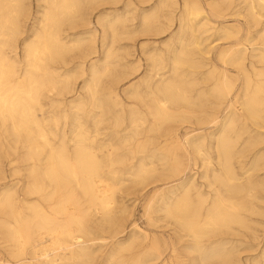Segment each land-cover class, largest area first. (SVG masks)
I'll use <instances>...</instances> for the list:
<instances>
[{
  "label": "rangeland",
  "instance_id": "obj_1",
  "mask_svg": "<svg viewBox=\"0 0 264 264\" xmlns=\"http://www.w3.org/2000/svg\"><path fill=\"white\" fill-rule=\"evenodd\" d=\"M90 1L92 0H81V17L74 25L70 26L71 28L63 26V37H67L65 41L75 40L76 37L82 40L83 44L81 43L78 48H72L73 50L70 47L68 49L70 52L67 51L65 55L63 54L61 59L56 58L49 63L50 67L56 70L54 80L58 86L55 91L42 94V111L37 110L36 116L41 121L42 128L54 147H59L64 143L69 154H72L73 143L76 141L74 137L82 134L86 139L85 143L96 148L98 153L95 152V154L101 166L100 173L112 186L111 217L108 220H105L106 217H101V214L89 205L87 199L83 198L74 184H70V190L65 191L73 192L78 203L75 206L77 209L75 213L84 217L86 235L82 237V245L86 256H83V259H78L79 262L78 260L70 261L65 257L60 261H52L51 258L50 263H45L40 253H33L31 248L25 249L21 257L14 253L15 244L8 240L2 226L3 223L9 221V218L6 212L0 208V264H127L128 262V264H181V262L182 264H201L202 253L194 248L185 231L182 232L181 228L177 225L174 226L175 221L165 214V206L180 197L186 190L194 201H196L197 195H201L205 199L206 205L214 201L216 197H227L224 195L223 188L214 181V176L224 175L215 143L224 120L233 113L238 116V121L230 129L231 131L225 129L224 132L235 145L233 146V160L230 164L236 178L235 183L242 188V193L238 194L239 197L238 195L231 197L238 203L240 202L239 204L243 207L242 211L237 212L242 223L229 224L225 228L223 227L224 229L221 227L201 241L207 250L215 248V252L221 256L209 259L206 264H264V216H262L264 215V189H262L264 188V115L259 120L257 118L252 122V118L247 113L245 114L240 106L245 87L243 78H248L250 91H253L260 83H264V75L261 73L264 72V62H262L264 59L261 57L264 56L262 55L264 54V36L262 35L264 34L258 35L264 33L262 32L264 31V8H262L264 4L261 1L256 2V0H114L115 2L93 0V4ZM259 5L261 9H257ZM45 6L43 0L24 1V15L20 18V33L10 43V47L5 48V52L12 59L17 57V61H20L21 64L23 62V46L32 39L37 31ZM193 6L200 9L198 15H192L191 8ZM163 16L164 18H162ZM144 17L148 18L146 24L141 23ZM157 19L158 21H156ZM97 22H100L101 26L96 25ZM110 25L113 26L110 28ZM111 29L113 33L109 31ZM189 30L191 31L189 32ZM84 34L87 36L86 38L83 36ZM228 36L230 37L228 38ZM90 43L95 45L92 46ZM178 45L181 50L183 48L187 52L189 51L187 61L190 67L182 65L177 71H174L173 60L179 51L181 52ZM196 45L204 51L202 52ZM227 50H238L242 53L241 70L243 72H240V68L236 65L232 67L233 64L231 66L227 60L221 62L218 57L219 53ZM148 57L150 58L148 59ZM225 64L226 66H224ZM228 65L229 67H227ZM90 66L96 67L97 75L100 76L97 88H93L95 83H93L89 71ZM151 66L152 69H150ZM103 70H108L109 73L107 71L103 74ZM223 75L234 87L228 95L221 98L218 97L215 90L211 91V88H215L221 83ZM185 77L188 79L186 80ZM215 79L219 81L217 82ZM170 80L182 83L189 91L191 102L194 101V104L192 106H186L183 103L177 106L168 105L172 111L173 119L166 124L163 123L160 128L155 125L153 118L148 115V111L153 106L152 93L155 92L156 84L161 87L162 84ZM88 87L93 88L95 92L93 98H91ZM212 92L214 94H211ZM78 102H81V107L74 108ZM99 107L101 111L98 110ZM131 107H134L133 110ZM136 118L139 121L132 123V120ZM92 123H94V129ZM0 125V128L2 127L0 129V201L9 193L12 194L15 208L22 219L30 217L29 208L38 204L51 218L57 222H64L66 216L57 215L52 209L60 199L59 196L54 197L51 201H45L46 196L52 191L48 181L41 180L45 187L42 198L27 193L26 188L31 182L29 170L32 163L26 159L27 142H25V137L28 132L33 137L36 133L35 129L23 131L16 137L10 131L9 123ZM24 132L26 133L24 134ZM161 138L163 139L161 140ZM37 140V138L33 139L35 145L43 147V143ZM191 142L193 144L200 142L198 144L199 148L201 147L199 155L191 147ZM45 153L48 154L46 148L39 156L42 164L41 169L44 168L43 160L47 157ZM176 159L179 161L176 162ZM256 163L257 165H255ZM177 165H181V167ZM200 166L202 167L200 168ZM152 170L155 173H152ZM142 173L144 175L141 176ZM171 174L173 175L171 176ZM192 176L193 178L190 179ZM68 209L74 211L73 207ZM153 246L157 249L154 250Z\"/></svg>",
  "mask_w": 264,
  "mask_h": 264
},
{
  "label": "bare ground",
  "instance_id": "obj_2",
  "mask_svg": "<svg viewBox=\"0 0 264 264\" xmlns=\"http://www.w3.org/2000/svg\"><path fill=\"white\" fill-rule=\"evenodd\" d=\"M24 1L25 0H0V124L3 125L5 123H9L10 124V131H12L13 135H15L16 137H18L21 132L23 133V131H28L31 128L35 129L36 133H35V135L33 137H31V133L30 132H28L26 134V137H25V140H26L25 142H27V147H26V149H27V158L26 159H27L28 162L32 163L31 166H30V170H29V176L31 178V182L28 184V187L26 188L27 191H28L27 193H28V195H35V196L38 195L40 198H42V194L45 191V187H44V185H43L41 180L48 181V184L51 186L52 191H51V193L48 196H46L45 201H51L54 197L59 196L60 199L57 201L56 204H54L52 209L57 215L66 216V220L64 222H62V223L61 222H57L55 219L51 218L50 215L47 212H45L38 204L32 205L31 207L29 206L30 207L29 209H30V212H31V216L28 217V218L22 219L20 214L17 212V210L15 208V201L13 199L12 194L8 193L0 201V208H2L6 212L8 218H9V221L3 223L2 226H3V228H4L5 232H6V236H7L8 240L10 242H12L13 244H15L14 253L17 256L21 257V255L24 254V250L25 249L31 248L33 253H35V252H39L40 253V256L42 257V259H44L45 263H50L51 262L50 261L51 258L53 259L52 261H60L61 258H65V257L70 259V261L71 260H78V259H81L83 256H86V251H85V249L83 248V245H82L83 244L82 237L86 235V232H85V229H84V217H83V215L75 213L77 211L75 206L78 203H77V201L75 199V196H74L73 192L69 191L70 190L69 186H70V184L73 183L74 186L76 187V189H78L81 192L83 198L87 199L89 205L97 213H100L101 217H106L107 218V219L105 218V220H108L111 217V210H112V205H113V198H112V195H111L112 194V186L107 183L105 177L102 175V173H100L101 166H100V163H99V161L97 159L98 157L95 154L96 148H94L92 145H87L85 143L86 139L84 138V135L79 134L76 137H74L76 139V141H74V143H73L74 144V148H73L72 154H69V152L67 151L66 145L64 143H62L59 147H54L51 144V142L49 141L47 133L43 130L42 125H41V121L36 116V111L37 110L42 111V105H41L42 94L44 92L50 93L52 91H55L57 89V86H58V84L54 80V74H55L56 70L51 68L49 63L53 62L56 58H60L61 59L63 57V54L65 55V53H67V51H68V49L70 47H71L70 49L73 50L72 48H74V49L78 48V47H80V45L82 43V40L77 39L76 37H75V40H73V39L69 40L68 39V41H65V39H67V37L66 38H65V36L63 37V34H64L63 26H69L68 28H71L70 26L74 25L75 22L80 19V17H81L80 14H81V10H82V8H81L82 7V2H81V0H43L44 3L46 4V6L44 8V12L41 15V21H40V23L38 25V29L35 32V34L33 35L32 39L27 41L24 44V46H23V62L21 64L20 61H17V59H16L17 57L12 59L5 52V48L10 47V43L20 33V25H21L20 24V18L24 15ZM92 1H90V2H92ZM112 1H114V0H112ZM260 1L262 2V4H264V0H258V1L256 0V2H260ZM92 4H93V2H92ZM255 4L257 5V3H255ZM258 4H260V3H258ZM260 5H259V8H257V9H261L262 5H261V7H260ZM174 6H176V5H174ZM196 6H197V4H196ZM161 7H162V5L160 6V8ZM257 7H258V5H257ZM262 8H264V7H262ZM184 9H186V8L184 7ZM191 9L193 10L192 11L193 12L192 15H198L199 12H200V9L194 8V6ZM164 10H165V8H164ZM157 12H158V9H157ZM83 13H84V11H83ZM143 14H145V12H143ZM125 16H126V14H125ZM254 16H255V14H254ZM118 17H120V16H118ZM155 17H156V15H155ZM162 18H164V16ZM105 19H106V17H105ZM116 20H117V18H116ZM147 20H148V18L144 17L143 20H141L142 22L141 21L140 22L143 23V24H146ZM156 21H158V19ZM97 23H96V25L101 26L99 24L100 22L98 24ZM256 24H257V22H256ZM106 25H108V24H106ZM202 25H203V20H202ZM111 26H113V25H110V28H111ZM198 26L200 27V25H198ZM205 30H208V29H205ZM109 31H111V33H113L112 29L109 30ZM190 31L191 30H189V32ZM162 32L164 33L163 30H162ZM262 32H264V31H262ZM88 34H91V33L89 32ZM132 34H133V32H132ZM193 34H194V36L196 38L195 33H193ZM260 34H264V33H259L258 35H260ZM111 35H113V34H111ZM83 36H85V34ZM225 36L227 37V34ZM230 36H232V35L230 34ZM230 36H228V38ZM234 36H233V38H234ZM262 36H264V35H262ZM86 37L87 36H85V38ZM88 37L90 38V36H88ZM175 38H177V37H175ZM112 39H113V37H112ZM254 41H256V40H254ZM109 44H111V43H109ZM91 45L94 46L95 44L94 45L91 44ZM180 45H181V43H180ZM185 46H186V44H185ZM191 46L193 47V45H191ZM196 46L199 48L198 45H196ZM178 47L181 50V47L179 45H178ZM188 47H189V45H188ZM199 49H201V48H199ZM124 51H126V50L124 49ZM203 51L204 50H202V52ZM210 51H211V49H210ZM68 52H70V51H68ZM188 52L185 49L182 48L181 52L179 51V54L177 56H175V58L173 60L174 71H177V69L179 67H181L182 65H184V66L185 65H189V62L187 61V58L189 57ZM205 52H207V51H205ZM257 53H259V52H257ZM203 54H205V53H203ZM175 55H176V50H175ZM262 55H264V54H262ZM154 57H155V55H154ZM218 57L221 60V62H226V60H227V62L230 63L231 66L233 64L232 67H234L236 65L237 67L240 68V72H243V70H241V67H242V53L240 51H238V50L222 51L221 53H219ZM261 57H262V59H264V56H261ZM125 58H127V57H125ZM149 58L150 57H148V59ZM157 59H158V57H157ZM150 62H151V60H150ZM159 62L161 63V61H159ZM262 62H264V60H262ZM157 63H158V61H157ZM75 64H78V63H75ZM127 65H128V63H127ZM156 65H158V64H156ZM191 65H192V63H191ZM198 66L204 69V67H202L201 65H198ZM224 66H226V64ZM187 67L189 68L190 65L187 66ZM195 67H197V66H195ZM195 67H193V68L195 69ZM227 67H229V65ZM237 67H236V69H237ZM95 68L96 67L92 66L91 69L89 70L90 74L92 76V81H93V83H95V85H94L95 87L93 86V88H97L96 86L98 84V78H100V76L98 77L97 71H96ZM152 68L153 67L151 66L150 69H152ZM205 68H207V67H205ZM212 68H214V67H212ZM212 70H214V69H212ZM107 71L108 70H103L102 73L105 74ZM217 72H218V70H217ZM108 73H109V71H108ZM261 73H262V75H264V72H261ZM241 74H243V73H241ZM100 75H101V73H100ZM262 75H261V78H262ZM107 76H108V74H107ZM189 77H191V76L189 75ZM108 78H110V77H108ZM202 78H204V77H202ZM205 78H206V76H205ZM215 78H217V77H215ZM187 79L188 78H186V80ZM243 79H245V81H244L245 82L244 83L245 87H244L243 99H242V102H241L240 106H241L242 110L245 112V114L247 113V115L250 118H252V122H253L257 118L259 120V118H261L262 115H264V83L261 84L259 82L260 85L256 86L253 89V91H250V83H249L248 78L245 77ZM167 80H169V79H167ZM216 81L218 82L219 80L217 79ZM220 82L221 83L218 86H215V88L212 87L211 91L215 90L216 93L219 95L218 97L222 98L223 96L228 95L231 92V90H232V88L234 86L232 87L233 84L229 83L224 75H223L222 81H220ZM192 85H190V86H192ZM206 85H207V83H206ZM66 86L68 87V85H66ZM128 86H130V85H128ZM186 86H188V85H186ZM84 87H85V85H84ZM93 88L90 89L88 87V91H89V93H91V98H93L95 96V94H94L95 92H94ZM211 94H214V92H212ZM152 95H153V98H154L153 102H152L153 106L148 111V115H150L153 118L154 123H155V125H157V127H160L163 123L166 124L168 121L173 119L172 111L168 108V105L177 106L178 104L183 103L186 106L187 105H191L192 106L194 104L193 103L194 101L191 102L189 91H187L185 89V87H184V85L182 83H177L175 80L167 81L164 84H162L161 87L157 86V84H156L155 92H153ZM158 96H160V97H158ZM212 96H214V95H212ZM58 97H60V96H58ZM127 99H129V98H127ZM112 100H114V99L112 98ZM95 106H97V105H95ZM199 106H201V105H199ZM79 107H81V102H78L75 105L74 108L78 109ZM116 107H118V106H116ZM131 108L133 110L134 107H131ZM119 109H121V108H119ZM229 109H231V108H229ZM98 110H100V107H99ZM174 111H176V110H174ZM239 111L241 112V110H239ZM104 113L106 115V112H104ZM127 114H128V112H127ZM181 114H182V112H181ZM108 115H109V113H108ZM187 116H190V115H187ZM248 116H247V118H249ZM96 118H97V116H96ZM177 119H179V118H177ZM197 120H199V119H197ZM197 120H195V121L197 122ZM136 121H139L138 118L133 119L132 123H135ZM237 121H238V116L235 113L230 114L228 117H226V119L223 122V125H222V128H221L219 136L218 137L216 136L217 138H216V143H215L216 144L215 149L217 151L218 158H221V163H222V168H223V171H224V175L223 176H220V175L219 176H214V181H215V183L217 182L223 188L224 193H225L224 195H227V197H221V196L216 197L214 201H212L210 204L206 205V201H205V199H203V197L201 195H197V199H196V201H194L191 198V196L189 195L188 190H186V191L184 190L185 192L182 195H180V197H177L173 202H171V203H169V204H167L165 206V214L167 215V217H170V218H172L175 221L176 224H174V226L177 225V227L181 228L182 232L185 231L188 234L189 238L191 239V241H192V243L194 245V248H196L197 251L202 253L201 264H206L209 259L211 260L212 258L215 259V258L221 257L218 252H215V248L211 249V250H207L202 245V241L201 240L204 237H207L213 231L220 229L221 227L225 228L229 224L240 223L242 221L240 216L237 214V212L239 210L242 211L241 209L243 207L239 204L240 202L238 203L237 201H235L231 197V196H236V195L242 193V188L235 183L236 182V178H235V175H234V173H233V171L231 169V164H230L231 160H233L232 159L233 158V151H234L233 150V146H235V145H233L232 142L226 137L225 132H224L225 129H229L230 130L234 125H236L235 123ZM76 122H77V120H76ZM178 122H179V120H178ZM185 122H186V119H185ZM107 123H110V122H107ZM179 123H181V122H179ZM92 124H93V129H94V123H92ZM252 125H254V123H252ZM114 128H113V130H114ZM235 129H236V127H235ZM243 130H244V128H243ZM1 133H3V132H1ZM25 133L26 132H24V134ZM188 134H190V133H188ZM34 138H37L38 140H40L43 143L44 146L43 147L36 146L35 143L33 142ZM74 138H73V140H75ZM159 138H160V136H159ZM236 138H237V136H236ZM162 139L163 138H161V140ZM239 140H240V138H239ZM198 144H193L191 142L192 146L191 145L190 146L193 147L196 150V152L198 153V155H199L201 147L199 148ZM235 144H236V142H235ZM165 145H167V144H165ZM174 146H176V145H174ZM247 147H248V145H247ZM44 148L48 149V154L45 153V154H47L46 155L47 157L46 158L44 157L45 158V160H43L44 161V163H43L44 164L43 165L44 168L41 169V165L42 164H41V161L39 159V156H40V154H41V152L43 151ZM241 148L243 149L242 146H241ZM13 149H14V147H13ZM194 149H191V150H194ZM182 152H183V150H182ZM96 153H98V152H96ZM163 153H164V151H163ZM167 154H169V153H167ZM173 154H174V152H173ZM186 155H187V153H186ZM25 156H26V154H25ZM254 158H257V157H254ZM174 161H175V159H174ZM178 161H179V159L176 162H178ZM190 161H189V163H190ZM200 162H202V161H200ZM112 164H113V162H112ZM10 165H12V164L10 163ZM255 165H257V163ZM150 166H152V165H150ZM177 166L181 167V165H177ZM201 167L202 166H200V168ZM175 168H176V166H175ZM180 169H183V168H180ZM198 169H199V166H198ZM252 170H253V168H252ZM148 171H147V173H148ZM173 171H174V168H173ZM178 171H180V170H178ZM39 172H40V174H39ZM141 172H142V170H141ZM151 172L153 173L154 171L152 170ZM142 175H144V174L142 173L141 176ZM172 175L173 174H171V176ZM211 175H214V174H211ZM165 176H167V175H165ZM145 177H146V175H145ZM192 178H193V176L190 179H192ZM119 182H121V181H119ZM190 182H191V180H190ZM149 183H150V181H149ZM121 185H123V184L121 183ZM139 185H141V184H139ZM246 186H247V184H246ZM116 187L119 188L118 186H116ZM116 187H115V191H116ZM208 187H210V186H208ZM210 188H209V190H210ZM260 188H261V186H260ZM67 189H69V190L65 191ZM262 189H264V188H262ZM252 190H254V189L252 188ZM62 193H65V194L61 195ZM113 195H114V192H113ZM157 195H158V193H157ZM238 197H239V195H238ZM69 207L70 208L73 207L74 211H69L70 210V209H68ZM163 216H164V214H163ZM258 216L260 217L261 215H258ZM262 216H264V215H262ZM112 220H114V219H112ZM95 224H97V223H95ZM232 232H234V231H232ZM233 235H234V233H233ZM147 242H149V241H147ZM192 243H190V244H192ZM154 246L156 247L157 245H154ZM155 247H154V250L157 249ZM215 247L217 248V245ZM156 252L157 251H155V253ZM10 257H12V256H10ZM124 258H126V257L124 256ZM136 258H137V256H136ZM65 261H66V259H65ZM78 262H79V260H78ZM136 262H138V261L136 260ZM212 263H214V262H212ZM181 264H182V262H181Z\"/></svg>",
  "mask_w": 264,
  "mask_h": 264
}]
</instances>
